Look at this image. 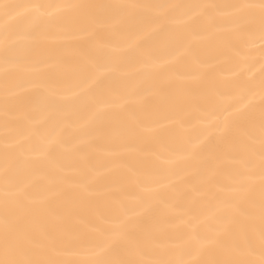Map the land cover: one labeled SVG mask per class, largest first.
Listing matches in <instances>:
<instances>
[{
	"label": "bare ground",
	"instance_id": "1",
	"mask_svg": "<svg viewBox=\"0 0 264 264\" xmlns=\"http://www.w3.org/2000/svg\"><path fill=\"white\" fill-rule=\"evenodd\" d=\"M69 2L224 5L258 0H0ZM19 11L9 27H34L39 35L30 58L7 65L8 87L16 92L9 100L7 129L0 47V200L7 135L10 144L20 146L10 149L19 154L14 182L36 208L70 207L64 225L85 241L69 246L59 259L88 264L93 257L87 241L94 238L91 225L97 214L130 192L145 198L143 218L166 242L185 245L208 231L213 194L239 167L244 130L258 126L264 108L261 41L240 40L227 17L183 8L159 15L128 10L132 21L124 10L98 9L87 23L61 18L47 26H34L27 12ZM4 27L0 13V43ZM100 108L106 116L118 115L122 125L95 128L90 120ZM237 116L236 126L222 133L225 122ZM45 144H51L47 156L41 151ZM69 173L71 188L60 183ZM173 253L199 259L180 248Z\"/></svg>",
	"mask_w": 264,
	"mask_h": 264
},
{
	"label": "snow or ice",
	"instance_id": "2",
	"mask_svg": "<svg viewBox=\"0 0 264 264\" xmlns=\"http://www.w3.org/2000/svg\"><path fill=\"white\" fill-rule=\"evenodd\" d=\"M121 9L129 20L134 15L128 10L154 11L157 15L168 9L183 8L198 14H216L227 17L238 38L245 43L257 39L264 46V0L232 4H131L103 5L85 3L28 4L0 3V13L5 18L3 50L5 69V128H8L9 100L16 95L8 87L7 65L19 64L35 52L37 36L34 27L10 28L8 21L21 15L24 9L33 25L45 26L59 19L66 22L87 23L98 9ZM67 31V29L65 30ZM163 88V83L158 84ZM264 87V80L261 81ZM264 100V97H262ZM115 107H120L116 105ZM211 114V113H210ZM225 122L222 133L236 126ZM90 123L100 131L121 126L118 115L106 116L103 108L98 109ZM5 137L3 156V198L0 200V264H71L59 259L69 246L85 241L64 225L71 208L61 205L50 210L32 205L29 193L14 182L18 170L17 152ZM51 144L42 145V155L47 156ZM242 155L239 167L227 184L218 187L213 194L216 201L211 228L193 237L187 244L169 243L161 233L148 226L143 216L145 198L130 192L117 201L106 212H99L91 225L93 239L87 241L93 257L88 264H264V108L258 126L250 124L244 130L241 144ZM258 177V181H257ZM60 183L73 187L71 174L60 178ZM147 192L154 191L145 187ZM59 193L57 192L56 195ZM54 218V219H53ZM180 248L182 254L199 257L195 260L175 258L173 250ZM259 252V259L256 254ZM151 253L150 258H146Z\"/></svg>",
	"mask_w": 264,
	"mask_h": 264
}]
</instances>
